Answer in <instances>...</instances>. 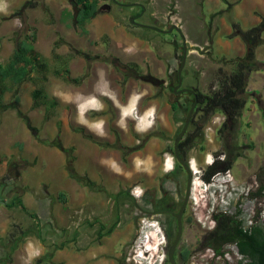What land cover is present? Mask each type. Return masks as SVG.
Masks as SVG:
<instances>
[{"label":"rangeland","instance_id":"1","mask_svg":"<svg viewBox=\"0 0 264 264\" xmlns=\"http://www.w3.org/2000/svg\"><path fill=\"white\" fill-rule=\"evenodd\" d=\"M96 1L99 11L84 26L86 34L77 28L73 30L70 25L65 27L61 21L64 7L70 14L78 15V10L75 13L67 0L0 1V65H4L11 56L16 42L24 41L26 37L40 65H46L42 70L33 62L26 80L15 87L8 81L0 83V91L4 89L3 94L0 93V198L9 202L18 197L29 211L26 214L17 206L6 208L0 205V264H99V260L118 257L128 258L130 264H152L155 259L159 263L166 257L164 243L167 235L174 237L175 221L172 217L141 215L136 209L143 202L137 201L136 208L131 201L122 198L119 203L114 202L116 195L124 190L117 183L116 176L124 175L125 171L120 173L114 162L109 166L110 159L107 160L98 149H119L123 156L127 155L125 149L119 148L118 140L111 145L102 142L92 144L89 137L76 134L75 125L79 121L87 131L98 133L97 126L89 125L82 117L85 112L97 108L95 97L101 94L111 96V93L98 88L86 98L75 101L73 96L64 93L72 89H61L72 87L69 81L77 72L72 70L60 77L58 71L62 68L57 66L60 59L64 57L77 69L81 61L71 53L68 46L71 39L104 38L106 35L103 33L108 32L113 21L129 26L127 17L134 7L127 6L124 11L112 8L111 14H107L104 6L109 4V0ZM172 7L166 8L161 17L168 19L169 15L174 21H179L180 15H174ZM144 22L147 20L141 19L138 23ZM163 22L158 23L159 26L163 27ZM138 29L140 31L131 27L132 32H139L143 37L159 35L165 42L172 38L169 34H158L142 27ZM181 52L180 43L173 48L165 44L160 49V55L173 53L177 59ZM194 58L200 62V56L195 55ZM67 63L64 66L67 67ZM179 63H174L175 69ZM36 91L41 93L39 98L33 96ZM169 98L172 101L173 98ZM185 99L188 108L191 101L188 97ZM51 103H54L52 108L49 106ZM134 104L133 98L122 113L123 118L132 119ZM65 105L73 107L72 113L66 111ZM166 112V107L161 105L156 117L160 130L151 135L154 139L172 140L176 135L166 128ZM186 114L187 111L183 110L175 123L183 122ZM151 119V111L141 119L133 118L134 129L143 135ZM211 120L203 125L199 123L207 145L206 152L197 154V160L191 158L196 166L192 172L191 196L185 213L190 222L186 220L178 245L179 261L184 264L223 263L215 260L211 250L200 247L203 238L213 229V215L236 216L245 227L253 224L264 228V190H261L264 185V137L257 136L259 126L248 128L245 125L248 121L243 118L242 124L221 134L218 131L223 119L215 124H211ZM260 124L264 129V120ZM123 141L132 143L129 135H124ZM153 142L149 150L159 149L163 144H158L157 140ZM216 155L220 160H230L232 167L226 173L214 175L208 183L204 181L206 167L216 159ZM111 159H116V156ZM14 163L17 165L15 168ZM142 167L143 164L136 160L132 174L126 173L124 181L137 175H148L141 170ZM142 191L140 186L134 185L135 197ZM148 192L150 197L159 195L156 189ZM60 194L64 195V200L59 199ZM183 194L184 185L181 198ZM120 213L127 216L118 218ZM133 219L138 229L134 237L128 234ZM116 221L118 227L114 229L121 237L112 236L116 233L114 231L111 236L98 239V225L90 227L89 224L101 223L104 229H108ZM77 227L80 230L78 245L75 241ZM235 252L233 245L225 247L226 259L222 260L238 264Z\"/></svg>","mask_w":264,"mask_h":264},{"label":"flooded vegetation","instance_id":"2","mask_svg":"<svg viewBox=\"0 0 264 264\" xmlns=\"http://www.w3.org/2000/svg\"><path fill=\"white\" fill-rule=\"evenodd\" d=\"M67 1L72 3L73 0ZM146 1L148 2L150 8H145V5L142 4L132 3L131 0H109V4L106 5V7L104 6L107 14H111L112 8L124 11L123 9L127 6H138V11L132 15L129 14L127 17L129 26H123L121 23L113 21V26H109L108 32L106 31L103 33V35H106L104 38L71 39L68 46L71 53L73 55H77L81 60L79 68L77 69L75 66L71 64L69 65L65 61L64 57H62L58 65H56H61L62 69L58 71V75L62 78L65 74L71 73L72 70L77 72V75L69 81L72 87H61V89H72L68 92L65 91L64 93L73 96L75 101H78L79 98H86L87 95L92 94L98 88L106 89L107 93H111L112 96L101 94L95 97L98 105L97 108L91 109L83 114L82 119L88 122L91 126H97L98 133L87 131V129L80 124L81 122L79 121V117H77L79 123L75 125L76 134L81 137H84V135L89 137V141L92 144L102 142L111 145L118 140L119 148L121 150L125 149L127 151V155L123 156L119 149L101 147L98 149L99 153H101V155L103 153L107 160L111 159L115 155V163L117 168L121 171L120 173L125 171V174L129 173L131 175L135 168L136 160H139L140 163L143 164L141 170L148 173V175H137L133 179L125 181V174H120L119 176L117 175V183L122 189H124V193L119 197H115L114 202L119 203V199L122 198L123 200L131 201L133 207H137V201L153 203V205L157 204L159 206L162 205V209L156 208L153 210H140L139 213L141 215L172 217L175 221V237V216L179 212V209L184 201L188 180L185 166L193 172V169H195L196 166L194 160L198 159L197 154L202 155L203 152H206L207 145L204 140V136L201 134V125H198L196 128L193 144L191 142L189 143L186 139L191 131L192 116L185 133L181 136L178 142L175 143L176 139L183 130L189 110L187 111L183 122L175 123L174 117H180L182 111L184 110L186 105L185 97L190 98L191 103L189 109L194 103V96L189 92V90L193 91L195 94V108L197 107V92L193 90L197 89V87L188 83V72L186 70L190 61L187 58V54L182 65L180 76L178 75V70L182 64V52L179 59H177L178 57L173 53H164L163 55H160V49L165 44L170 45L172 48L177 44L175 43L176 36L180 38L182 43V33L180 27L174 25L169 18L166 19L165 17H160V15L155 12L153 9L156 5L155 0ZM73 9L76 13L77 8L73 7ZM72 15L76 18L75 14ZM159 18L163 19L161 20ZM130 19H133L134 23H132ZM141 19L147 20V23H138ZM157 19L164 21L163 29H159L156 25H153L156 24ZM73 20L70 23H63L64 26L69 27L70 25L73 30L77 28L80 31L83 30L86 34L87 32L85 31L84 26L87 24L83 25ZM140 25L152 27L153 29H146L152 30L158 34H169L172 38L165 42V39L161 38L159 35L153 38L143 37L139 32L131 31V27L136 31H140L138 29L139 27L145 28ZM174 26L179 29V33H177L174 29L170 31V29ZM154 28H156V30H154ZM110 35H117V37H112ZM61 42L64 43L65 41L61 40ZM181 48L183 49V43L181 44ZM178 61L180 63L175 69L174 63ZM66 63L68 64L67 67L64 66ZM198 64L199 63L197 62L195 67H197ZM43 65L44 64L40 65L39 62V64H37V68L42 67L43 70L46 68V65ZM195 71V73L190 75V78L192 81L199 83L200 74L197 70ZM170 96L173 98L172 101H170ZM133 98L135 99V104L133 109L134 114L131 117L132 119H136L138 117L141 119L144 114L149 111L152 112V119L150 120L151 124L149 128L144 131L143 135H140L136 130H134V123L132 119L128 118L124 120L122 117V113L129 107ZM173 104L176 105L175 111H172L171 109V105ZM161 105L166 107L167 110V130H173L174 133H176L172 140L167 139L162 141L151 137L156 130H160L156 117ZM63 107L67 112L70 111L72 113L73 107L71 105H65ZM122 121L124 123H121ZM121 128L125 131L123 132ZM178 128L179 130L176 132ZM162 131L165 132L164 130ZM124 135H129L132 143L123 141ZM109 138H112V140L109 141ZM153 140H157L158 144H162L161 142H163L159 149L149 150V146L154 144ZM137 148H139V150ZM191 158L194 160H191ZM215 158L218 159L217 155ZM16 166V163H14L13 168ZM10 169L11 167L9 166L8 170ZM134 185L140 186L143 190L138 197H135L133 193ZM182 185H184V194L181 198L180 192ZM150 189H156L159 195L156 197H150L148 192ZM187 210L188 202L182 214V233L186 220L190 222V219H186L185 217ZM126 216L127 214H117L118 218ZM134 222V219L130 221L132 229L130 228L128 230V234L133 237L138 232V229L135 228ZM137 226L139 227V224ZM214 227L215 222L213 228ZM75 231L77 234L75 241L78 245L80 242L79 227H77ZM174 237L171 241H169L168 235L166 237V241L164 243V249L166 250V257L164 256L165 259L162 258L159 263L155 259L152 264H169L167 260L168 249L174 240ZM204 240L205 239L203 238L200 247L207 248L204 246L206 245ZM178 249L179 248L177 246L173 256L175 263L184 264L179 261ZM114 262L115 264H130V260L125 257H118L117 259H114ZM101 263L110 264V260H107V263L103 260Z\"/></svg>","mask_w":264,"mask_h":264},{"label":"trees","instance_id":"3","mask_svg":"<svg viewBox=\"0 0 264 264\" xmlns=\"http://www.w3.org/2000/svg\"><path fill=\"white\" fill-rule=\"evenodd\" d=\"M72 6L78 10V15L73 16L69 12H64L61 21L67 23L72 21L73 18L80 24H89L98 14V6L96 0H73ZM73 20V21H74ZM264 33V20L254 28L246 31H241L237 25H233L232 35L229 37H239L244 45L249 50L245 56V61H237L235 63V69L227 74L219 70L215 73L214 87H210L208 93L203 94L197 89H193L197 92L198 105L194 109L191 121V131L186 138L188 142L193 144V140L196 133V128L201 122H207L212 119L216 114H220L223 117V121L219 128V133H224L227 129L233 128L237 125L239 118L242 116L243 109L246 104V100L243 96L246 89L247 75L249 72L258 68L253 65L254 61V48L262 43V34ZM29 38L26 37L24 41L16 42V48L11 56L7 59L4 65H0V83L8 81L12 86H17L26 80L27 75L33 68V62L39 64L37 56L33 54V47L28 43ZM31 54L32 57H29ZM45 66V65H43ZM4 89H1L0 93L3 94ZM41 93L36 91L34 93L35 98H39ZM51 108L54 103L49 105ZM172 111L176 110V105H171ZM184 110L188 111L189 107L185 106ZM174 120H178L174 117ZM184 145V144H183ZM232 167V162L215 159L210 165L206 167V175L204 181H210L211 177L216 174L226 173ZM264 173V168H263ZM261 190H264V185L261 186ZM124 192H121L123 194ZM120 195H116L119 197ZM60 200H64V195H59ZM0 205L6 208L19 207L24 213L28 214L29 211L23 204L22 200L18 197H13L9 202L0 198ZM157 205V204H156ZM153 205V203L143 202L138 205L137 211L140 210H153L162 209V205ZM134 208H136L134 206ZM215 222L213 230L204 237L206 242L205 247L211 249L216 256H223L224 249L227 246L233 245L236 248L237 253L242 256L243 260H246L245 264H264V228L258 225L251 224L245 227L242 221L238 220L236 216H230L225 214H216L212 216ZM118 221L113 226L108 228L103 234L100 232L97 235L98 239L102 236L111 233ZM91 226L98 225L100 231L105 227L101 223H89ZM172 240V236H169V241ZM63 245V244H61ZM185 256V254H184ZM185 259V258H184ZM239 261L238 264H241Z\"/></svg>","mask_w":264,"mask_h":264},{"label":"crops","instance_id":"4","mask_svg":"<svg viewBox=\"0 0 264 264\" xmlns=\"http://www.w3.org/2000/svg\"><path fill=\"white\" fill-rule=\"evenodd\" d=\"M131 1L150 8L145 0ZM155 2L156 5L153 8L160 17L170 5L173 6L174 15H180L179 25L176 26L181 29L182 43L185 44L187 58L190 61L187 67L188 83L197 87V90L203 94L208 93L210 87H214L213 79L217 71L222 70V72L230 74L235 69V63L237 61L244 62L245 56L249 52L239 37H229L232 35L233 25H237L241 31H246L257 27L264 20V0H155ZM132 7L134 8L129 12L130 15L138 11V6L133 5ZM65 8L64 12L67 11ZM159 19L156 20L158 25L156 26L163 29L164 26L158 24L163 21ZM262 40V43L254 48V61L252 62L259 70L251 71L247 75L246 89L243 94L246 104L237 125L242 124L244 118L248 121L245 124L248 128H251L252 125L259 126L256 132L257 136L264 137V129L260 128V121L264 120V33ZM175 43L182 44L177 36ZM198 46L205 47L206 53L200 56V62L195 67L197 62L194 56ZM195 70L200 74L199 83L190 78V75L196 72ZM203 79L204 81H202ZM215 118L218 119V122L221 118L223 119L220 114L214 115L212 120ZM126 119L124 118V120ZM115 160L110 159L109 166H111L110 162L115 163ZM115 227H118V223ZM114 228L108 235L111 236L115 231V235L112 236L121 237ZM104 230L107 229L100 231L98 228L96 236ZM102 238H107V235ZM104 260L106 263L107 260H110V264H115L112 259ZM99 262V264H103L101 263L103 260H99Z\"/></svg>","mask_w":264,"mask_h":264},{"label":"water","instance_id":"5","mask_svg":"<svg viewBox=\"0 0 264 264\" xmlns=\"http://www.w3.org/2000/svg\"><path fill=\"white\" fill-rule=\"evenodd\" d=\"M130 21L132 23H134V20L133 19H130ZM137 24V23H135ZM139 25V24H137ZM140 26H143V25H140ZM145 28H150V29H153L152 27H147V26H143ZM174 29L177 33H179V29L177 27H172L170 29V31ZM154 30H156V28H154ZM170 31H167V32H170ZM186 47H185V44H183V49H182V64L178 70V75L180 76L181 74V70H182V65L184 63V60H185V57H186ZM189 92L194 96V103L191 105L189 111H188V114H187V117H186V121H185V124H184V127H183V130L181 131L179 137L176 139V142H178V140L181 138V136L185 133L186 129H187V126L189 124V121L191 119V116L193 114V111H194V108H195V105H196V97H195V94L193 91H190ZM186 171H187V175H188V180H187V185H186V191H185V197H184V201L179 209V212L177 213V215L175 216L176 217V235L174 237V240L172 241V243L170 244L169 246V249H168V255H167V260H168V263L169 264H176L175 263V260H174V252L180 242V239H181V236H182V214L184 212V209L186 207V204L190 198V190H191V177H192V171L186 167Z\"/></svg>","mask_w":264,"mask_h":264},{"label":"built area","instance_id":"6","mask_svg":"<svg viewBox=\"0 0 264 264\" xmlns=\"http://www.w3.org/2000/svg\"><path fill=\"white\" fill-rule=\"evenodd\" d=\"M168 18H170L169 20L172 22V23H174V25H178L179 24V21L177 20V21H174V19H172L171 18V16H169L168 15ZM195 55H197V56H201L202 54H205L206 52V48L205 47H203V46H198V47H196V49H195ZM198 53H199V55H198ZM218 119L217 118H215V119H213L212 121H211V124H215L216 122H218L217 121ZM222 160V159H221ZM211 249H209V251H210ZM211 252V254H212V256H214L215 257V260H218V261H222L223 263L222 264H229L228 262H225V261H223L222 260V258H225V256H226V253H224V255L223 256H216V255H214V253H213V251L211 250L210 251ZM235 254H236V257H237V262L236 263H239V261H242V262H245L243 259H242V256H240L238 253H237V251L235 252ZM226 259V258H225ZM224 259V260H225Z\"/></svg>","mask_w":264,"mask_h":264},{"label":"bare ground","instance_id":"7","mask_svg":"<svg viewBox=\"0 0 264 264\" xmlns=\"http://www.w3.org/2000/svg\"><path fill=\"white\" fill-rule=\"evenodd\" d=\"M132 106V105H131ZM83 109V108H82ZM131 110V109H130ZM193 172H194V169H193Z\"/></svg>","mask_w":264,"mask_h":264}]
</instances>
